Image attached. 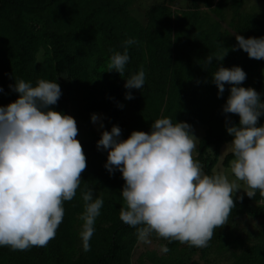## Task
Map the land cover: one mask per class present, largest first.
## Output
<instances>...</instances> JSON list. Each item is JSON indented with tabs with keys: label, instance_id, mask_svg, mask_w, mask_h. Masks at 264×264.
<instances>
[{
	"label": "rangeland",
	"instance_id": "rangeland-1",
	"mask_svg": "<svg viewBox=\"0 0 264 264\" xmlns=\"http://www.w3.org/2000/svg\"><path fill=\"white\" fill-rule=\"evenodd\" d=\"M20 1L21 6L8 5L0 11V89L3 90L0 101L7 95L11 103L19 98L10 86L21 79L33 86L40 79L55 81L60 85L62 99H66L69 85L63 66L76 57L84 59L86 74L91 82L89 94L97 99L117 91L122 96L119 102L121 122L116 115L104 111L83 112L71 101L63 109L65 115L72 116L77 122L76 139L83 147L86 160L90 161L92 157L90 151L99 155H96L88 174L81 176V185L73 200L64 202L65 214L56 237L63 255L62 264H96L97 259L109 250L112 234L122 223L120 209L125 207L121 196L125 183L122 174L115 171L110 175L104 167L108 152L97 149L102 132L119 126L120 139L126 140L133 131L150 133L151 124L160 118L185 122L191 125L192 134L199 140L193 153L196 159L199 142L208 131L222 133L226 130V116L222 108L230 95L231 86L226 84L225 92L218 98V89L211 79L218 66L242 68L247 76L244 83L254 90L259 71L264 92V63L250 59L243 50L232 51L237 45V34L245 39L264 37V0H112L119 6L118 13L104 7L107 0ZM163 8L171 11V19L174 20L171 28L174 30H170V40L166 42L170 48L164 51V55L157 53L154 66L157 75L164 71L173 73L171 82L164 94H157V85L147 79L149 69L146 64L143 68L144 87L141 90L132 89L134 99L126 100L125 95L129 91L124 87L126 67L121 76L115 71L108 72V63L115 51L109 37L117 29L120 41H137L130 47L138 57L145 51L150 34H155L157 40L165 39V29H171L170 25L165 27L164 17L161 16L158 22ZM48 31L69 35L59 61L53 58L52 43L41 37ZM195 33L200 35L208 52L202 53L199 40L193 38ZM25 34L37 37L28 46L27 66H22L18 53ZM95 43L98 53L92 51ZM223 48L229 51L220 65L215 59L210 65L205 63L207 55L214 58L224 55L226 50ZM55 106H51V110L56 111ZM133 112L139 113L137 119L130 118ZM93 114L99 117L96 124L91 122ZM227 119L239 124L238 115L227 114ZM100 123H103V128L99 127ZM230 143L206 149L208 165H202L206 175L224 172L230 180L234 178L230 172V162L234 158ZM240 183L241 191L236 192L234 197L246 198V186ZM85 188L93 189L94 197L104 201L94 224L89 251L84 250L81 238L83 221L80 217L84 211L82 192ZM251 206L253 209L264 208V199L252 202ZM149 240L150 243L138 241L136 228L133 227L118 230L116 255L109 261L113 264H264V221L260 217H239L231 212L227 224L214 230L205 248L189 247L178 241L168 242L155 233ZM162 247H167L168 251L163 252ZM31 259V248L13 251L9 247H0V264H35Z\"/></svg>",
	"mask_w": 264,
	"mask_h": 264
},
{
	"label": "clouds",
	"instance_id": "clouds-1",
	"mask_svg": "<svg viewBox=\"0 0 264 264\" xmlns=\"http://www.w3.org/2000/svg\"><path fill=\"white\" fill-rule=\"evenodd\" d=\"M235 39L232 51L243 50L250 59L264 60V37L245 39L237 34ZM134 43L137 41L128 39L123 42V52H113L108 72L124 74L130 59L128 48ZM223 49L224 55H207L205 63L210 65L215 59L220 65L229 51ZM246 78L238 66H218L211 75L218 98L226 84L231 86L222 108L226 132L232 137L231 180L224 172H203L193 158L199 140L185 122L160 118L151 124L150 133L133 131L126 140L120 139L119 126L102 132L97 149L108 152L104 167L110 175L119 171L125 181L121 191L125 207L119 218L136 228L138 241L150 243L149 237L155 233L168 242L205 248L214 230L227 224L236 206L233 197L241 191L240 182L249 198L257 191L264 196V126H257L264 116V102L253 88L240 86ZM144 85L141 68L125 80L129 90L125 99H134L131 90H141ZM10 88L19 98L0 106V247L26 251L45 247L55 238L64 218V202L75 197L87 161L76 139V120L51 110L62 95L58 83L40 79L33 86L21 79ZM227 114L238 115L239 124H233ZM98 120L97 115L91 116L93 124ZM82 199L81 238L84 250L89 251L104 201L94 197L91 188L83 190ZM161 250L167 252L168 248Z\"/></svg>",
	"mask_w": 264,
	"mask_h": 264
},
{
	"label": "trees",
	"instance_id": "trees-1",
	"mask_svg": "<svg viewBox=\"0 0 264 264\" xmlns=\"http://www.w3.org/2000/svg\"><path fill=\"white\" fill-rule=\"evenodd\" d=\"M8 5L11 6H21L22 2L20 0H0V11H3ZM105 8H110L112 11H120L119 6L115 4L112 0H107V2L104 4ZM164 17V25L165 27L169 26L171 28L174 20L171 19L172 13L168 9H161L159 13V19ZM264 20V16H262ZM153 25L152 27H154ZM151 28V27H150ZM158 29H164L158 27ZM167 32L166 38L164 39H155V34L151 36V34L148 37L147 44L145 51H143L138 57L135 56L133 49L131 47L128 48V54H129V62L127 63L126 67V73H125V79L127 80L132 75L136 74L141 68H144L146 64H148L147 69H149V72L147 74L148 81L152 82L154 85H157L156 93L157 94H164V91L166 90V87L170 84L171 78L173 76V73L169 72H162L161 74H156V68L154 66L155 63V56H158V54L164 55V51L167 48H170V44L166 43L170 40V30L174 29H165ZM192 33V30H191ZM118 32L117 29L115 30V33L110 35L109 41L112 42L113 48L115 51L123 52L124 49L122 47L123 42L118 39ZM37 35L28 36L25 34V41L21 45L20 52L18 53L19 57V64L22 66H25L28 61L29 52H28V46L32 44V42L36 39ZM43 38L46 40H49L53 45V58L56 61H59L63 56V49H64V42L65 39L69 37V35L59 34L57 32H44L42 34ZM193 38L196 40H199V44L203 47L202 53L208 52L206 45L202 42L201 37L199 34H194ZM201 40V41H200ZM93 53H98L99 48L97 47V44L95 43V47L92 48ZM158 53V54H157ZM72 62V61H71ZM65 64L63 66V71L66 73V78L68 80V89H67V95L68 97L65 99L62 97L60 98V103H58L55 106V110L57 112H60L62 114H65L63 109L66 108V105L69 101L73 103V105L80 108L81 111H90V110H100L104 111L111 115H116L117 120L121 122L120 118V109H119V102L122 98V96L117 93V91H114L111 96L103 97V98H97L90 93V86L91 82L87 77L86 74V65L84 62V59L76 57V59L73 60L71 63ZM259 63H264V60H259ZM27 66V65H26ZM133 68V69H132ZM125 83V82H124ZM151 83V85H152ZM241 87L248 88L247 84L243 83ZM255 91L260 94L261 102H264V92L262 91V79L260 76V72L258 71L257 74V80H256V89ZM59 102V100H58ZM11 103L10 96H5L0 101V106L6 107ZM182 108H184L182 106ZM136 112V111H135ZM133 112L131 115V119H137L139 113ZM129 118V119H130ZM173 123H175L174 120H172ZM236 124V123H233ZM238 125V124H236ZM257 126H264V116L260 117L258 121ZM232 137L229 136L225 130V132L222 133H216L212 131H208L207 134L200 140L199 142V153L198 157L195 159L200 162L201 165H208V160L205 157L206 149L209 146H219L223 143L231 142ZM92 157L90 158V161H87V168L82 173L81 176H86L89 172V170L93 167L94 160L96 159V155H99L96 151L90 154ZM234 202L236 204L235 208L232 210V214L234 216H253V217H260L264 221V208L260 207L258 209H253L251 206L252 202L262 200L264 199V196H261L260 193H256V195L253 198H242V200H238L237 197H233ZM131 226H128L124 224L123 222L119 225V227L113 232V236L111 238V244L109 250L104 253L102 256H100L96 264H113L109 261V258H114L116 255V234L118 230L125 229ZM31 255H32V261H34L35 264H62L63 262V255L60 251V242L58 238L55 235V238L50 240V242L45 247H31Z\"/></svg>",
	"mask_w": 264,
	"mask_h": 264
}]
</instances>
